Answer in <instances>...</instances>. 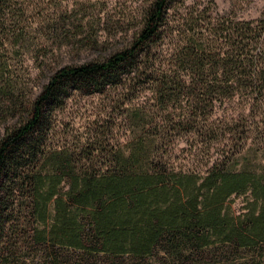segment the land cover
Returning a JSON list of instances; mask_svg holds the SVG:
<instances>
[{
    "label": "trees",
    "instance_id": "trees-1",
    "mask_svg": "<svg viewBox=\"0 0 264 264\" xmlns=\"http://www.w3.org/2000/svg\"><path fill=\"white\" fill-rule=\"evenodd\" d=\"M13 2L0 0V33L18 27ZM184 2L152 0L128 46L58 68L31 100L0 65L2 105L18 110L0 132V264H264V171L212 170L199 183L137 166L135 153L102 170L46 141L71 91L102 93L130 76L151 82L165 105L188 83L204 101L243 96L261 118L246 131H264V16L211 18L186 39L170 19L174 3ZM66 13L56 8L42 30L72 33L60 25ZM166 32L173 57L158 65L152 48ZM247 193V210L235 212L227 201Z\"/></svg>",
    "mask_w": 264,
    "mask_h": 264
},
{
    "label": "rangeland",
    "instance_id": "rangeland-1",
    "mask_svg": "<svg viewBox=\"0 0 264 264\" xmlns=\"http://www.w3.org/2000/svg\"><path fill=\"white\" fill-rule=\"evenodd\" d=\"M151 1L14 0L18 27L0 33L4 42L0 65L6 64L13 73L19 95L31 100L58 68L104 59L128 46ZM58 7L67 12L59 14L60 25H69L72 31L63 37H55L51 29L42 30ZM170 14L171 27L179 25L187 39L211 18L262 19L264 0H185L174 3ZM152 50L158 65L163 63L161 58L165 62L173 57L167 32ZM193 86H175L166 105L151 82H137L136 76L102 93L75 89L54 112L46 141L73 153L79 165L91 157L88 162L102 170L115 166L121 155L135 153L137 166L161 169L167 176H197L199 183L212 170L248 165L264 171V131L244 127L254 120L261 122L253 117L256 110L247 106L243 96L204 101ZM17 113L14 108L6 111L0 99V132L16 121ZM177 178L170 177L171 186ZM247 195L234 194L227 203L235 212H243Z\"/></svg>",
    "mask_w": 264,
    "mask_h": 264
}]
</instances>
